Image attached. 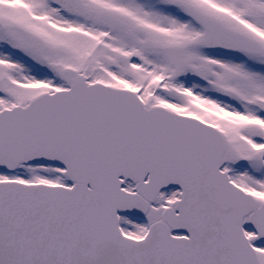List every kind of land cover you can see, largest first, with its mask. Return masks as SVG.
Returning a JSON list of instances; mask_svg holds the SVG:
<instances>
[{
    "label": "snow or ice",
    "instance_id": "obj_1",
    "mask_svg": "<svg viewBox=\"0 0 264 264\" xmlns=\"http://www.w3.org/2000/svg\"><path fill=\"white\" fill-rule=\"evenodd\" d=\"M0 264H264V0H0Z\"/></svg>",
    "mask_w": 264,
    "mask_h": 264
}]
</instances>
